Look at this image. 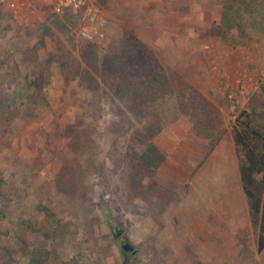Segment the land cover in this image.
Listing matches in <instances>:
<instances>
[{
    "label": "rangeland",
    "instance_id": "obj_1",
    "mask_svg": "<svg viewBox=\"0 0 264 264\" xmlns=\"http://www.w3.org/2000/svg\"><path fill=\"white\" fill-rule=\"evenodd\" d=\"M97 2L108 26L93 68L88 43L58 28L48 3L15 13L0 2V264H29L34 248L47 264H260L261 216L254 222L243 191L234 134L264 126V0ZM131 37L144 46L131 77L147 102L140 112L104 69ZM189 87L220 123L196 121ZM157 115L178 116L157 138L182 143L144 175L138 131ZM210 125L223 138L206 157L213 140L198 128ZM256 179L264 204V173ZM213 214L220 238H196L188 221Z\"/></svg>",
    "mask_w": 264,
    "mask_h": 264
},
{
    "label": "trees",
    "instance_id": "obj_2",
    "mask_svg": "<svg viewBox=\"0 0 264 264\" xmlns=\"http://www.w3.org/2000/svg\"><path fill=\"white\" fill-rule=\"evenodd\" d=\"M51 16L54 18V24L58 28L71 31L78 30L79 15H76L71 11H66L62 16L54 13ZM47 31V33L51 32L49 29ZM143 49L144 46L138 39L133 37L128 38L126 39L121 52L117 55L110 56L106 64H104L106 72L113 75L114 79L118 80L117 91L121 101L129 99V104H131V102L135 103L133 106L128 104L130 109L133 110V108L139 107L137 108L139 112L143 110V104H146L147 102L144 100L145 98L143 96L136 93L139 89L133 88L132 90L133 80L131 77L135 71ZM97 58L98 53L95 50L94 44L88 43L84 56L86 64L91 68L95 67ZM187 97L190 99L192 105L194 104L195 106L193 116L196 121L216 118L217 122H221L220 111L209 105L205 98L194 88H188ZM141 114V118L146 116L144 111H142ZM177 117L178 116H175L173 119L165 120L157 115L154 122L144 125L143 129L138 131L142 149L137 155H135L133 160L138 163L140 170L144 175H155L165 163L167 154L156 144L155 139L170 124L175 123ZM198 132L199 134L213 140L212 145L206 154V157H208L222 141L223 130L220 127L210 125L206 128H200V130L198 128ZM234 141L237 148L242 147L245 151L246 160L240 167V175L244 192L249 199L251 215L254 222L257 223L258 216H261L260 235L258 238V252L261 253L264 250V204H261V201L256 198L255 190L258 187L260 188L262 183L257 181L256 175L264 173V126L251 130L248 127H242V130L235 132ZM62 190H66V188H63ZM33 224L34 222H32V225ZM26 226L27 229L34 230L31 228L30 223H27ZM55 230L57 233L61 232V229L58 227H55ZM28 255L30 257L29 264H47L50 256L46 250L40 248H34L32 251L28 252ZM131 259L133 261L130 260L127 264H142L134 256Z\"/></svg>",
    "mask_w": 264,
    "mask_h": 264
},
{
    "label": "built area",
    "instance_id": "obj_3",
    "mask_svg": "<svg viewBox=\"0 0 264 264\" xmlns=\"http://www.w3.org/2000/svg\"><path fill=\"white\" fill-rule=\"evenodd\" d=\"M48 3L52 13L62 16L66 11L79 15L78 37L94 44L102 40L108 26V18L97 0H35ZM15 13L25 5L27 0H0Z\"/></svg>",
    "mask_w": 264,
    "mask_h": 264
},
{
    "label": "crops",
    "instance_id": "obj_4",
    "mask_svg": "<svg viewBox=\"0 0 264 264\" xmlns=\"http://www.w3.org/2000/svg\"><path fill=\"white\" fill-rule=\"evenodd\" d=\"M163 133V132H162ZM182 143V141L180 140V139H178V138H176V139H172L171 141H170V144H168V145H165V144H163L162 143V141H160V138H157L156 139V144L162 149V150H164V151H166L167 153H170L171 151H172V149H174L175 147H177L178 146V143ZM236 145V144H235ZM216 150V149H215ZM214 150V151H215ZM213 151V152H214ZM213 152L210 154V156L213 154ZM240 180H241V175H240ZM241 182H242V180H241ZM243 185V184H242ZM243 191H244V189H243ZM245 193V192H244ZM246 195V194H245ZM233 214V210H231V213H230V215H232ZM214 215V214H213ZM225 216L224 217H226V216H228L227 214H224ZM243 215V214H242ZM244 215H245V213H244ZM243 215V216H244ZM216 217H217V214H215L214 215V221L212 220L211 222H206V224H202V223H198V222H196V223H194V224H191V221H188V226H191V227H193V229L195 230L194 231V234H195V236H196V238H201V236L204 234V235H206V236H203L204 238H220V235L219 236H217L218 235V232L220 233V231H218V228H220V227H222L223 225H218V224H220V223H218L217 222V220H216ZM178 220V219H177ZM210 221V220H209ZM187 222V221H186ZM175 225H177V228H182V227H185V226H187V225H185V223L183 224V223H180V221L178 220L177 221V223H175ZM180 227H179V226ZM228 228V227H227ZM225 229V232L227 231L228 232V229ZM201 230H204V232H202ZM189 232V231H188ZM182 233H185V231H182ZM188 235H190V234H188ZM194 236V235H193ZM192 237V236H191ZM258 253V250L255 252V254H257ZM259 254V258L257 257V255ZM257 255H256V259H258V262L260 263V264H264V250L261 252V253H258Z\"/></svg>",
    "mask_w": 264,
    "mask_h": 264
},
{
    "label": "water",
    "instance_id": "obj_5",
    "mask_svg": "<svg viewBox=\"0 0 264 264\" xmlns=\"http://www.w3.org/2000/svg\"><path fill=\"white\" fill-rule=\"evenodd\" d=\"M122 251L124 253H132L133 255L137 254V250H135L134 246H132V244L130 242H125L122 245Z\"/></svg>",
    "mask_w": 264,
    "mask_h": 264
},
{
    "label": "flooded vegetation",
    "instance_id": "obj_6",
    "mask_svg": "<svg viewBox=\"0 0 264 264\" xmlns=\"http://www.w3.org/2000/svg\"><path fill=\"white\" fill-rule=\"evenodd\" d=\"M119 237L121 238V237H122V235L120 234V235H119ZM125 242H128V241H124V242H123V244H124ZM123 244H122V245H123ZM135 250H136V248H135Z\"/></svg>",
    "mask_w": 264,
    "mask_h": 264
}]
</instances>
